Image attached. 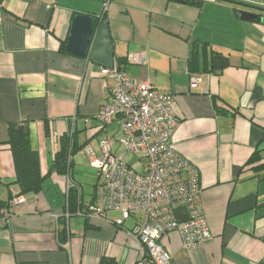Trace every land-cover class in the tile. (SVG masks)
<instances>
[{"label":"crops","instance_id":"1","mask_svg":"<svg viewBox=\"0 0 264 264\" xmlns=\"http://www.w3.org/2000/svg\"><path fill=\"white\" fill-rule=\"evenodd\" d=\"M242 11L257 17L242 20ZM80 14L98 22L83 58L66 50ZM203 42L230 65L192 73L191 51L203 56ZM114 64L173 95L179 125L171 142L200 171L214 240L187 250L178 232L165 235L173 264H264V0H2L0 200L20 192L7 144L12 122L28 121L45 181L41 193L23 195L11 216L0 217V264H137L144 256L128 234L133 220L118 227L111 221L117 212L107 219L81 214L97 182L85 195L75 165L100 154L92 142L108 127L97 116L112 86L101 69ZM75 133L80 150L63 174L53 169L55 156L63 137ZM115 133L122 135L118 126ZM115 133L103 139L119 154Z\"/></svg>","mask_w":264,"mask_h":264},{"label":"built area","instance_id":"2","mask_svg":"<svg viewBox=\"0 0 264 264\" xmlns=\"http://www.w3.org/2000/svg\"><path fill=\"white\" fill-rule=\"evenodd\" d=\"M130 60L146 63L141 55ZM101 75L112 86L110 101L98 113V126L104 130L116 124L124 151L112 152L109 138L99 142V156L89 160L98 172L95 197L81 214L107 219L109 212H117L121 217L111 221L118 227L133 220L128 234L145 252L137 264H173L161 244L165 235L178 232L187 250L214 240L202 203L200 171L171 142L179 125L174 97L160 92L148 77L128 75L118 64L102 68ZM198 81L193 76L192 86ZM129 153L139 160L140 171L126 161ZM23 202L22 196L12 198L3 216H11Z\"/></svg>","mask_w":264,"mask_h":264},{"label":"trees","instance_id":"3","mask_svg":"<svg viewBox=\"0 0 264 264\" xmlns=\"http://www.w3.org/2000/svg\"><path fill=\"white\" fill-rule=\"evenodd\" d=\"M2 2V0H0ZM97 24V20L95 19ZM203 56H199V51L193 49L190 55L191 72L218 73L230 65V58L213 48L209 49V43L203 42ZM65 48V44H63ZM61 48V50H63ZM210 50V55L208 54ZM202 63V68L200 63ZM202 69V70H201ZM103 130V129H102ZM9 138L7 144L10 146L16 171L15 183L19 186L20 192L10 196L9 200H0V217L8 207L9 201L14 197H21L29 193L39 194L43 190L45 177L41 172L40 157L31 145L29 136L28 121L12 122L8 126ZM75 135L63 137V147L57 153L54 160L53 169L63 174L69 173L72 165L71 158L80 150ZM76 199V197H74ZM76 201V200H75Z\"/></svg>","mask_w":264,"mask_h":264},{"label":"water","instance_id":"4","mask_svg":"<svg viewBox=\"0 0 264 264\" xmlns=\"http://www.w3.org/2000/svg\"><path fill=\"white\" fill-rule=\"evenodd\" d=\"M242 20L249 21L257 17L249 12H240ZM95 19L91 15H78L72 22L67 39V52L76 57H86L95 32Z\"/></svg>","mask_w":264,"mask_h":264},{"label":"rangeland","instance_id":"5","mask_svg":"<svg viewBox=\"0 0 264 264\" xmlns=\"http://www.w3.org/2000/svg\"><path fill=\"white\" fill-rule=\"evenodd\" d=\"M117 130V126L116 125H111L108 126L106 128V131L102 133V135H99L98 137V141L95 140L92 142V146H97L98 143L103 139L104 135L106 134H111V133H115ZM106 133V134H105ZM115 138H120V133H115ZM97 142V143H96ZM90 146V147H92ZM89 151V149H87V152ZM121 154V153H119ZM85 155H82L81 158L77 161L75 167H76V173H77V178H79V181L82 182L83 189L85 192V195L89 194L92 191V186L93 184L96 182H98L97 176H98V172L96 169L92 168L90 166V162L88 160H83ZM126 161L128 163H131V165L140 171L141 169V165L140 162L137 158H135L133 155H131L130 153L126 156ZM143 170V169H142Z\"/></svg>","mask_w":264,"mask_h":264}]
</instances>
